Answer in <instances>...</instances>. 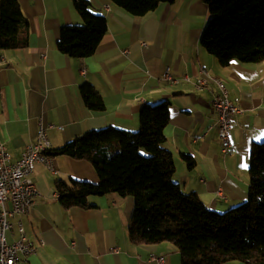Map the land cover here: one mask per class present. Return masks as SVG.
<instances>
[{
	"label": "crops",
	"instance_id": "obj_1",
	"mask_svg": "<svg viewBox=\"0 0 264 264\" xmlns=\"http://www.w3.org/2000/svg\"><path fill=\"white\" fill-rule=\"evenodd\" d=\"M27 23V47L0 51V144L12 161L35 139L39 122L55 150L87 131L107 127L135 132L145 105L168 101L169 122L163 130L165 148L175 161L173 180L185 194L194 193L219 213L247 196L251 146L264 140V61L221 67L200 45L209 14L201 0H174L135 17L108 0H87L91 11L106 19L107 31L94 54L69 58L56 49L62 26L82 25L71 0H17ZM144 45V46H142ZM177 84L163 79L165 72ZM219 78L241 114L233 117L231 147L222 152L216 114L211 106L212 83L197 88V78ZM189 78V82L184 78ZM90 84L104 110L89 111L79 94ZM188 155L194 166L182 160ZM56 171L37 164L31 178L39 196L21 221L35 247L26 264H181L170 243L138 244L128 239L133 199L116 193L90 196V208L64 209L57 181L99 179L84 160L51 156ZM222 189L224 199L216 196ZM16 227L7 232L9 243ZM243 264V263H227Z\"/></svg>",
	"mask_w": 264,
	"mask_h": 264
},
{
	"label": "trees",
	"instance_id": "obj_2",
	"mask_svg": "<svg viewBox=\"0 0 264 264\" xmlns=\"http://www.w3.org/2000/svg\"><path fill=\"white\" fill-rule=\"evenodd\" d=\"M135 17L174 0H108ZM209 18L200 45L221 67L231 62L253 65L264 61V0H201ZM82 25L62 26L58 52L72 59L91 57L106 34V19L91 11L87 0H71ZM27 23L17 0H0V51L27 47ZM79 94L89 111L104 103L90 84ZM169 102L145 104L135 132L107 127L87 131L49 155L91 164L99 181H57L64 209L90 208L88 198L116 193L133 199L127 234L131 243L173 244L181 264H264V140L251 146L246 199L223 213L208 209L194 193L185 194L173 180L175 161L165 148L163 130ZM188 169L194 161L182 155Z\"/></svg>",
	"mask_w": 264,
	"mask_h": 264
},
{
	"label": "built area",
	"instance_id": "obj_3",
	"mask_svg": "<svg viewBox=\"0 0 264 264\" xmlns=\"http://www.w3.org/2000/svg\"><path fill=\"white\" fill-rule=\"evenodd\" d=\"M163 79L171 84H177V80L171 79L167 71ZM184 81L190 80L185 77ZM208 82L217 90L211 106L216 114L217 135L221 149L225 153L231 147L232 119L240 115L241 110L235 102L229 100L227 89L219 78L211 76L197 78L195 86L203 88ZM51 150L43 121L39 122L34 141L24 148L16 161H12L5 146L0 144V264H26L28 258L35 254L25 237L21 221L18 220L13 225L11 219L28 215L39 196L31 178L35 165L43 164L52 174H56L49 155ZM216 196L224 199L221 188L216 190ZM13 226L16 227L17 236L12 243H9L6 234ZM152 260L157 264H164L162 258L152 256Z\"/></svg>",
	"mask_w": 264,
	"mask_h": 264
},
{
	"label": "bare ground",
	"instance_id": "obj_4",
	"mask_svg": "<svg viewBox=\"0 0 264 264\" xmlns=\"http://www.w3.org/2000/svg\"><path fill=\"white\" fill-rule=\"evenodd\" d=\"M29 245L33 248V251L35 252V247H34V245L29 241Z\"/></svg>",
	"mask_w": 264,
	"mask_h": 264
},
{
	"label": "rangeland",
	"instance_id": "obj_5",
	"mask_svg": "<svg viewBox=\"0 0 264 264\" xmlns=\"http://www.w3.org/2000/svg\"><path fill=\"white\" fill-rule=\"evenodd\" d=\"M239 204H240V203H239ZM239 204H238V205H239ZM227 211H228V210H227ZM221 213H223V212H221Z\"/></svg>",
	"mask_w": 264,
	"mask_h": 264
}]
</instances>
